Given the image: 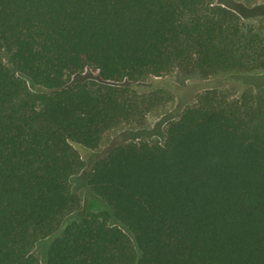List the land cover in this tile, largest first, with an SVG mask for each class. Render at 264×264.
I'll list each match as a JSON object with an SVG mask.
<instances>
[{
  "label": "trees",
  "instance_id": "16d2710c",
  "mask_svg": "<svg viewBox=\"0 0 264 264\" xmlns=\"http://www.w3.org/2000/svg\"><path fill=\"white\" fill-rule=\"evenodd\" d=\"M235 1L0 0V264H264L261 92L207 89L164 142L113 145L86 180L105 209L53 235L81 207L78 147L163 102L123 82L264 68L259 12Z\"/></svg>",
  "mask_w": 264,
  "mask_h": 264
},
{
  "label": "rangeland",
  "instance_id": "374dc122",
  "mask_svg": "<svg viewBox=\"0 0 264 264\" xmlns=\"http://www.w3.org/2000/svg\"><path fill=\"white\" fill-rule=\"evenodd\" d=\"M215 1L219 2V0ZM235 2H237L236 4L243 3L244 7L252 8V11L255 8L259 14L250 20L264 26V0H236ZM239 8L243 10L242 6ZM78 79L97 80L98 71L87 68L82 74L73 75L69 80L74 82ZM122 84H129L140 93L159 92L163 95V102L147 115L146 123L143 126H123L110 131L96 149L78 147L85 166L73 176L71 184L73 190L81 198V207L65 217L56 235L53 234L54 236L61 234L68 224L81 220L88 212L105 209L103 202L90 191L86 183L87 174L95 159L105 155L113 145L125 139L138 140L142 138L164 142L168 124L178 119L187 107L196 102L198 95L207 89H215L230 100L240 98L243 93L261 92L264 94V68L253 71L232 70L214 73H202L192 68L188 70L175 68L163 76H150L142 81L123 82ZM52 238L53 236L42 239L36 244L33 252L41 259L45 257Z\"/></svg>",
  "mask_w": 264,
  "mask_h": 264
}]
</instances>
